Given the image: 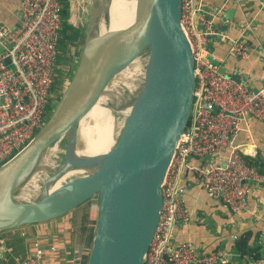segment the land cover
<instances>
[{
	"label": "water",
	"instance_id": "1",
	"mask_svg": "<svg viewBox=\"0 0 264 264\" xmlns=\"http://www.w3.org/2000/svg\"><path fill=\"white\" fill-rule=\"evenodd\" d=\"M179 9L180 0H135L136 41L115 68L118 58L110 47L125 44L120 31L85 40L72 80L48 119L24 148L0 165V232L56 219L96 197L95 231L85 264H142L161 208L160 185L187 124L194 87L193 54ZM136 49L139 83L113 152L127 135L136 139L121 156L101 168L64 155L23 157L74 84L87 77L83 95L101 93L134 59L130 61ZM67 169L78 172L58 182L55 176Z\"/></svg>",
	"mask_w": 264,
	"mask_h": 264
},
{
	"label": "built area",
	"instance_id": "2",
	"mask_svg": "<svg viewBox=\"0 0 264 264\" xmlns=\"http://www.w3.org/2000/svg\"><path fill=\"white\" fill-rule=\"evenodd\" d=\"M203 5L202 0H180L179 22L192 49L194 87L187 124L160 185L161 208L142 264H227L224 249L196 255L190 241L173 236L175 224L190 219L183 193L189 183L195 184L239 211L247 208L250 185L264 182V174L248 162L256 156L255 145L235 142L248 117L264 123V86L250 89L220 68L210 46L213 15ZM60 9L59 0H21L18 25L0 24V165L43 125L58 53ZM229 51L239 58L249 54L240 37L229 41ZM190 158L199 163L189 164ZM92 200L96 208V197ZM50 249L56 250L53 245ZM19 264H44V248L35 242Z\"/></svg>",
	"mask_w": 264,
	"mask_h": 264
},
{
	"label": "crops",
	"instance_id": "3",
	"mask_svg": "<svg viewBox=\"0 0 264 264\" xmlns=\"http://www.w3.org/2000/svg\"><path fill=\"white\" fill-rule=\"evenodd\" d=\"M202 2L207 14L213 15V31L217 36L211 38L210 46L220 68L250 89L264 86V0ZM20 6L21 0H0V24L16 27ZM221 26H225L224 29ZM237 37L244 39L249 48L247 58L236 57L229 51V41ZM235 142L253 143L256 148L254 160L264 167L263 122L248 117ZM198 163V159H189L191 165ZM183 198L190 219L187 223L175 224V238L190 241L196 255L220 248L228 254L227 264H264V182L250 185L247 208L239 211L231 210L221 200L210 197L201 187L191 183ZM92 204L95 206V201ZM93 208L90 217L96 219L97 210ZM71 220L72 214L66 213L50 221L1 231L0 264H19L32 252L35 242L44 248V264H71L81 257V249L69 244ZM240 237H245L250 246L257 247V258L240 255L235 247V241ZM51 245L56 250L52 251Z\"/></svg>",
	"mask_w": 264,
	"mask_h": 264
},
{
	"label": "bare ground",
	"instance_id": "4",
	"mask_svg": "<svg viewBox=\"0 0 264 264\" xmlns=\"http://www.w3.org/2000/svg\"><path fill=\"white\" fill-rule=\"evenodd\" d=\"M109 7L111 30L120 29V41L126 44V47L121 51L113 65V68H115L123 61L127 52L136 41L132 28L135 0H111ZM99 36V32L94 33L91 42L97 40ZM137 51L138 49L130 57V61L134 58ZM113 68H110L104 74V81L108 79ZM87 79L85 77V79L71 87L55 116L42 129L39 136L23 151V157L62 153L68 158H77L101 168L106 163L112 162L121 156L124 150L136 139L132 135H127L113 152L112 123L107 116L106 110L97 107L95 102L98 99L99 101L112 100L115 102L114 94L108 91L107 86L101 93H91L87 97L84 96L83 92ZM86 118L87 120L92 118L93 122L87 121ZM76 122L78 123V133L83 142L81 148L78 149L74 146ZM52 134H55L54 137H52ZM76 172L78 171L67 169L55 176V179L60 183L66 182L73 179Z\"/></svg>",
	"mask_w": 264,
	"mask_h": 264
},
{
	"label": "rangeland",
	"instance_id": "5",
	"mask_svg": "<svg viewBox=\"0 0 264 264\" xmlns=\"http://www.w3.org/2000/svg\"><path fill=\"white\" fill-rule=\"evenodd\" d=\"M70 14L69 21L75 26L85 27V38L88 39L89 43L93 39L94 33L99 32L100 36H107L110 32H117L120 29L111 30L109 5L111 0H70ZM119 30V31H118ZM85 39V40H86ZM125 44L114 45L110 47L112 51V57L116 59L124 49ZM83 48L81 45L75 43L72 46V69L70 74L65 78L64 84L62 86V94L69 86L72 77L77 69L80 62V57L83 53ZM107 49V48H106ZM108 50V49H107ZM114 53V55H113ZM75 58V59H74ZM113 62V61H112ZM137 66V67H136ZM133 69V70H132ZM140 75V58L137 56L129 64H127L121 71H119L108 84V91L114 94V100L110 101H99L95 102L97 107L106 110L108 113V118L112 123L111 138L113 143L118 138L119 132L121 130L122 124L124 123L130 103L133 101V96L137 89L139 83ZM99 101V102H98ZM95 104V105H96ZM129 104V105H128ZM57 102H53L54 108ZM94 106V105H93ZM88 118V117H87ZM86 118V120H87ZM87 121L93 122L92 118ZM76 136H75V148H81L83 145L82 139L78 133V123L75 126ZM54 156H63L61 154H47Z\"/></svg>",
	"mask_w": 264,
	"mask_h": 264
},
{
	"label": "trees",
	"instance_id": "6",
	"mask_svg": "<svg viewBox=\"0 0 264 264\" xmlns=\"http://www.w3.org/2000/svg\"><path fill=\"white\" fill-rule=\"evenodd\" d=\"M59 2L61 5V25L58 38V53L51 88L47 95L46 109L42 115V123H44L52 113L54 109L53 102L55 101L58 103L62 96L64 80L70 74L73 65L72 46L77 43L83 47L86 39L85 27H77L69 21V0H59ZM248 162L251 165L257 166L259 171L264 174V167L261 163L255 160H248ZM92 203H94V200L90 198L68 212L72 214L71 225L68 230L69 244L81 249V257L74 259L71 264H78L79 262H83L84 264L87 261L96 223V219L92 216L90 217L91 210L94 207ZM235 247L240 255L244 256L245 254H249L252 258L258 257L257 247L250 246L245 237H240L236 240Z\"/></svg>",
	"mask_w": 264,
	"mask_h": 264
}]
</instances>
